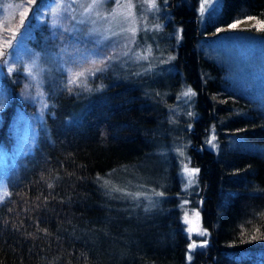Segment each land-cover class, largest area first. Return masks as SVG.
Listing matches in <instances>:
<instances>
[{
  "label": "trees",
  "instance_id": "obj_1",
  "mask_svg": "<svg viewBox=\"0 0 264 264\" xmlns=\"http://www.w3.org/2000/svg\"><path fill=\"white\" fill-rule=\"evenodd\" d=\"M51 1L35 0L32 12ZM197 3L169 0L170 18L165 19V11L161 16L163 33L173 24L180 27L177 52L167 65L173 72L121 79L128 72L113 64L81 84L57 74L44 85L47 107L35 123L30 151L4 167L0 264H185L188 238L180 220L178 165L171 154V166L158 169L165 187L163 202L153 211L120 203L102 184L115 170L142 175L150 167L141 165L161 157L156 152H166L170 140L184 147L189 165L199 170L193 196L209 241L191 264H264V110L236 93L224 66L195 47L236 23L242 27L238 30L264 38V29L258 30L264 0H221L203 25L196 19ZM33 16L28 27L33 45L47 42L59 57L70 58L84 44L85 27L78 38L63 33L51 39L45 23H35ZM208 30L211 38L202 34ZM179 74L195 93L197 117L187 120L188 128L177 124L182 135L176 137L160 96L176 90ZM12 76L17 82L1 77L10 92L0 111V149L6 159L14 151L17 109L31 110L17 96L20 74ZM149 77L162 83L158 87ZM211 127L215 151L205 141Z\"/></svg>",
  "mask_w": 264,
  "mask_h": 264
},
{
  "label": "rangeland",
  "instance_id": "obj_2",
  "mask_svg": "<svg viewBox=\"0 0 264 264\" xmlns=\"http://www.w3.org/2000/svg\"><path fill=\"white\" fill-rule=\"evenodd\" d=\"M34 2L35 0H0V111L6 107L10 99L9 89L3 85L5 83L1 77L7 76L5 82H8L6 80L17 82L12 76L13 72L20 74L21 83L17 96L22 102H29L31 108L30 111L17 109L12 122L15 131L14 151L10 153V157L6 159L5 152L0 149V199L5 194L4 167L13 165L15 159L29 152L35 139V123L40 121L45 111L46 83H51L54 78L60 76L68 81L74 79L75 84H81L86 76L92 75L95 70L107 67L111 70L113 66L128 72L121 79L127 78V75L132 80L150 74H167L173 72L169 71L171 68L167 65L174 58L180 40V27L176 24L171 25L170 31L163 33L165 21L161 16L165 11L167 13L165 19L170 18L169 0H156L155 7H150V0H106L103 7H97L95 0H52L32 12ZM212 3L213 0H198L196 19L199 25L204 24ZM52 8H55V12ZM33 14L35 23H45L46 36L51 39H56L63 33L78 38L76 33L85 27L86 31L82 34L84 44L75 50L70 58L59 57L47 42L33 45L35 35L28 33V28L24 30L22 36L20 35L22 21ZM212 20L216 22L215 17ZM53 21L59 25L55 29L50 27ZM235 25L233 30L218 32L213 38L207 33L209 30L206 33L203 31L202 34L208 35L207 38L211 39H205V43L199 41L195 47L203 55L224 66L225 76L236 93L256 100L264 110V38L238 30L242 28L241 25L237 23ZM133 28L136 29L134 37L131 31ZM53 31L56 32V36H53ZM101 37H108L113 43V47L106 53L114 57L110 62L100 59L97 55L101 53L103 47V43H97ZM36 53H39L38 59H35ZM145 56L146 59L139 58ZM169 57L172 59L169 60ZM83 58H88L87 63H83ZM70 61L81 63L82 66L73 68L69 73L68 69L72 67ZM9 68L12 69L11 72L8 71ZM26 69H31V74ZM118 74L114 73L117 79L120 78ZM147 81H156L158 87L162 83L159 77H149ZM177 81V91L164 90L165 93L160 96L159 102L162 104L163 98L162 105L165 106L166 118L176 128L175 136L181 137L182 129H177V124H181L183 129L188 128L190 124L187 120L190 117L195 119L197 114L194 112V95H184L189 89L184 87L180 74ZM163 126L162 122L158 123L159 129ZM208 131L206 146L215 151L217 149L215 129L211 127ZM168 143L171 145L170 148L167 147L166 152H156L161 157H151L141 165L150 167L142 172V175L134 174V171L115 170L102 184L120 203L134 209L135 206L146 207L153 211L163 202H160V196L161 190L165 187L161 186L162 176L158 169H163L165 165L169 168L172 155L178 165L177 198L180 220L188 238L185 264H191L195 252L203 250L209 241V233L201 224L199 201L193 196L197 184V172L194 170L197 169L189 165L188 155L182 145L173 140Z\"/></svg>",
  "mask_w": 264,
  "mask_h": 264
},
{
  "label": "snow or ice",
  "instance_id": "obj_3",
  "mask_svg": "<svg viewBox=\"0 0 264 264\" xmlns=\"http://www.w3.org/2000/svg\"><path fill=\"white\" fill-rule=\"evenodd\" d=\"M106 3V0H95V5L97 7H103V5ZM155 3L156 0H150V7H155ZM91 7V6H90ZM221 7V0H213L212 5L208 8V15L211 16L213 14H215L216 12H218V10ZM88 9H86L87 11ZM33 11H35V9H33ZM52 11L55 12V8H52ZM30 22H31V17L29 16L27 20L22 21V29H21V33L20 35L22 36L24 34V30L27 29L30 26ZM79 23H83V21H79ZM59 25H57V23L55 21H53L50 25V27H52L53 29H55L56 27H58ZM236 25L235 24H230L229 28H235ZM259 29H264V22H260L258 24V30ZM65 31H67V29H65ZM133 37L135 36L136 33V29L133 28L131 29ZM56 32L53 31V36H56ZM17 42H19V37L17 38ZM97 43H103V47L101 49V53H105L104 55H101V53H97V55L99 56L100 59L102 60H107V61H111L112 59H114V57H111L109 55H106L107 50L111 47H113V43L109 41L108 37H101L100 40L97 41ZM148 51L150 52L151 49L149 48ZM12 55V52H9V56ZM35 59L39 58V53L34 54ZM141 59H146L147 57H139ZM35 59L33 60V64H35ZM87 59L88 58H83V63H87ZM172 57H169V60H171ZM72 67L68 69V72L71 73L73 68H77V67H81V63H77L75 61H70ZM108 65L106 64L105 67H107ZM9 72L12 71L11 68L8 69ZM26 71L31 74V69H26ZM97 71H102V69H98ZM94 74V73H93ZM80 75V74H78ZM69 84L75 83L74 79H69L68 81ZM184 95H195L194 92H192L191 89H189L188 92L184 93ZM44 107H47V105L45 104ZM199 170H194V172H198Z\"/></svg>",
  "mask_w": 264,
  "mask_h": 264
}]
</instances>
